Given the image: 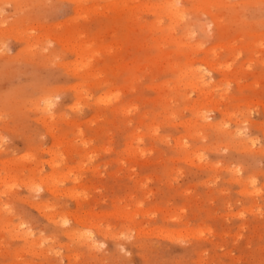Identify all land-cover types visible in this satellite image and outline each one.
Returning <instances> with one entry per match:
<instances>
[{
    "label": "rangeland",
    "instance_id": "rangeland-1",
    "mask_svg": "<svg viewBox=\"0 0 264 264\" xmlns=\"http://www.w3.org/2000/svg\"><path fill=\"white\" fill-rule=\"evenodd\" d=\"M177 1L0 0V264H264V0Z\"/></svg>",
    "mask_w": 264,
    "mask_h": 264
},
{
    "label": "bare ground",
    "instance_id": "bare-ground-1",
    "mask_svg": "<svg viewBox=\"0 0 264 264\" xmlns=\"http://www.w3.org/2000/svg\"><path fill=\"white\" fill-rule=\"evenodd\" d=\"M174 1V2H172ZM171 4L169 5V7L167 8L168 13L173 16V17H179L182 14V10H181V3L178 2L177 0H171L170 2ZM198 73V72H196ZM195 74V73H194ZM191 77V76H190ZM201 78V77H199ZM198 76H193L191 79V82L193 83V85L198 86L201 90L203 88H205V86H207L203 80V78L199 79ZM53 105L52 101H49V103L47 104V108L50 109ZM203 118V117H202ZM57 159L60 161V163L62 162V160H60L58 157ZM56 159V160H57ZM57 161V162H59ZM55 163V162H54ZM10 177V176H9ZM6 178V180L4 179L3 183H6L7 179H11V178ZM13 178V177H12ZM55 178H49L48 182H50L51 184H53L55 181H53ZM1 184V183H0ZM1 186V185H0ZM124 214V213H123ZM126 214V213H125ZM128 215H130V213H128ZM132 215V214H131ZM76 239L78 241V243L82 246L85 247H89L88 249L92 248L95 249L96 245L95 242L92 239H89L86 236H76Z\"/></svg>",
    "mask_w": 264,
    "mask_h": 264
}]
</instances>
